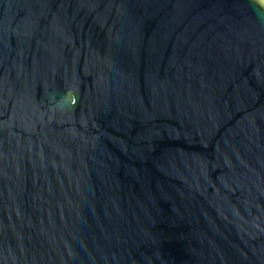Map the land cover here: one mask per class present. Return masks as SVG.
Masks as SVG:
<instances>
[{"label":"water","instance_id":"water-1","mask_svg":"<svg viewBox=\"0 0 264 264\" xmlns=\"http://www.w3.org/2000/svg\"><path fill=\"white\" fill-rule=\"evenodd\" d=\"M0 264H264V0H0Z\"/></svg>","mask_w":264,"mask_h":264}]
</instances>
